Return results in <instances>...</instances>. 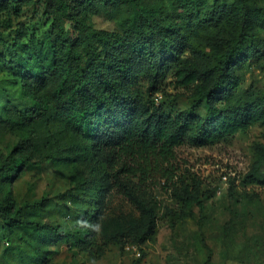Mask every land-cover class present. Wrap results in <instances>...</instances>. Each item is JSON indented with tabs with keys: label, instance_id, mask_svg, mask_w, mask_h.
Segmentation results:
<instances>
[{
	"label": "rangeland",
	"instance_id": "obj_1",
	"mask_svg": "<svg viewBox=\"0 0 264 264\" xmlns=\"http://www.w3.org/2000/svg\"><path fill=\"white\" fill-rule=\"evenodd\" d=\"M213 1L217 6L225 3V12L220 19L214 14L211 24L199 22L180 56L183 66L199 72L213 69L239 33L240 2L208 0L206 5ZM60 2H0V161L18 154L31 131L39 135L21 152L28 159L26 166L10 182L0 181V202L9 187L22 217L45 226L41 235L20 229L9 237L0 220V264H264V116L244 133L213 145L196 148L184 142L174 150L167 171L171 178L155 176L154 184L144 185L139 192L155 215L147 239L143 240L145 217L116 192L104 202L91 253L51 233L52 227L66 231L72 226L76 206L67 192L83 188L78 199L81 212L95 186V175L83 158L82 139L69 125L43 120L30 125L27 116L35 102L22 90L24 74L8 64L5 44L24 43L27 57L36 56L38 47L53 39L49 35L54 33V18L66 19L63 11L85 17L95 30L122 34L130 11L124 0L105 6L99 0ZM245 3V29L257 42L260 56L250 57L238 71L237 94L254 93L264 108V0ZM143 4L162 13L172 5L171 0H144ZM65 27L75 37L70 22ZM210 79L203 75L197 85L183 89L169 73L153 102L167 110H185L199 99ZM145 88L142 81V91ZM52 90L48 82L42 93L49 97ZM196 113L204 115L202 102ZM252 174H259L261 180H251ZM40 201L42 205L31 207ZM226 253L236 260L225 261Z\"/></svg>",
	"mask_w": 264,
	"mask_h": 264
},
{
	"label": "trees",
	"instance_id": "obj_2",
	"mask_svg": "<svg viewBox=\"0 0 264 264\" xmlns=\"http://www.w3.org/2000/svg\"><path fill=\"white\" fill-rule=\"evenodd\" d=\"M5 1L9 0H0ZM10 1L18 4L20 0ZM99 1L105 6L118 0ZM143 1L124 0L130 11L122 34L95 30L85 17L63 11L66 19L63 15V19L54 18V33L49 35L53 39L43 42L36 56L27 57L24 43L5 44L8 64L24 74L22 90L35 102L27 116L30 125H37L39 120L59 121L69 125L83 141V158L95 175V186L81 212L78 199L83 188L67 192V198L76 206L72 226L66 231L58 227L49 230L90 253L104 202L111 192L122 196L145 217V240L155 227V215L139 192L144 185H153L155 176L171 178L167 171L174 150L184 142L196 148L213 145L244 133L264 116V108L254 93L237 94L241 84L238 71L250 57L260 56L257 42L245 29V0H238L240 5L236 7L240 27L235 42L218 56L213 69L205 72L186 68L180 56L199 22L211 24L214 14L220 19L226 4L171 0L168 13H162L160 9H146ZM66 21L75 37H70ZM35 63L39 65L34 66ZM169 73L183 89L197 85L203 75L211 79L199 99L187 109L167 110L152 98ZM142 81L146 82L144 91ZM48 82L53 90L45 97L42 89ZM201 102L203 116L196 113ZM32 140H39L33 131L18 148V154L0 161L1 183L10 182L26 166L28 159L21 152L28 150ZM250 177L257 183L261 180L259 174ZM39 205L42 201L31 207ZM0 220L9 237L20 229L45 233L43 224L24 219L22 210L14 208L9 187L0 202ZM235 260L226 253L225 261Z\"/></svg>",
	"mask_w": 264,
	"mask_h": 264
}]
</instances>
